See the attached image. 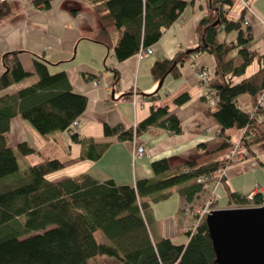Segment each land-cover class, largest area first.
Masks as SVG:
<instances>
[{
	"label": "trees",
	"instance_id": "1",
	"mask_svg": "<svg viewBox=\"0 0 264 264\" xmlns=\"http://www.w3.org/2000/svg\"><path fill=\"white\" fill-rule=\"evenodd\" d=\"M54 1L30 0L41 10L49 9ZM84 1L101 23L92 40L112 49L117 62L154 47L187 4L184 0ZM18 10L11 2L1 1L0 24ZM251 29L246 10L238 9L235 0H208L207 13L195 28L197 45L192 52L178 50L172 58L156 61L151 68L153 80L159 83L167 76L179 77L193 57L207 54L212 58V77L205 67H197L198 74L205 73L209 95L214 100L210 106L211 100L201 95L206 104L203 114L219 127L214 137L198 144L200 150L209 154L230 149L235 143L233 131L240 133V157L252 156L256 150L264 154V107L258 104L264 93V51L254 48ZM231 31L236 32L235 40H219L221 32ZM21 53L24 51H11L1 57L0 92L11 91L0 96V264H104L106 258L119 264H215L205 217L197 222L193 215V206L206 184L198 179L220 181L228 207L261 206L262 193L243 195L233 191L225 175L217 177L224 169L218 160H189L171 168L166 158L154 159L150 164L152 177L138 179L133 186L119 185L112 179L101 181L88 172L51 179V173L75 163L99 160L111 142L81 137L73 130L71 124L84 112L86 97L72 91L64 71L51 73L43 57L34 55V70L26 71L19 60ZM237 56L239 64L235 62ZM254 62L257 69L246 75ZM103 71L112 72L114 82H118L117 69L105 64ZM32 75L36 81L22 86ZM96 78L83 75L86 81H97ZM160 90L144 95L151 106L148 115L135 127L105 124L104 136L132 142L151 129L180 134L181 122L172 106H183L192 95L182 92L173 99L172 106H161L156 103ZM241 95L250 98V110L240 105ZM14 117L28 122L44 137L67 131L71 140L81 146L80 155L60 160L42 156L28 142L8 146L6 135ZM32 154H39L42 159L21 170L19 157ZM174 194L184 199L185 210L195 221L193 229L184 233V244L167 238L153 240L145 218L153 203Z\"/></svg>",
	"mask_w": 264,
	"mask_h": 264
},
{
	"label": "crops",
	"instance_id": "2",
	"mask_svg": "<svg viewBox=\"0 0 264 264\" xmlns=\"http://www.w3.org/2000/svg\"><path fill=\"white\" fill-rule=\"evenodd\" d=\"M1 1L11 2L19 10L0 24V75L3 73L1 57L4 53L24 51L19 55V60L28 72L34 70L32 57H43L49 63L51 73L64 71L72 91L87 99L85 110L77 120L76 132L81 137L111 142L99 160L70 165L71 170L65 172V176L88 172L101 181L112 179L119 185L133 186L138 179L152 177L150 164L154 159L166 158L169 166L175 168L189 160L208 163L224 156L222 152L211 155L198 148L201 141L214 137L219 130L215 120L203 114L206 104L201 100L202 88L197 67L203 66L208 72L210 61L204 54L189 59L179 77L167 76L162 81L164 92L160 90L158 93L156 103L161 106H172L173 99L182 92L191 93L192 98L188 103L179 108L172 106V111L181 122L180 134L151 129L136 140L149 149L150 157L133 159L131 141L106 138L103 133L105 124L121 125L128 129L148 115L151 103L145 100L144 95L158 90V82L153 80L150 72L153 64L172 58L178 50H191L197 45L195 28L207 13L208 0H184L187 3L185 9L154 45V54L143 57L135 55L123 62L116 61L112 49L92 40L100 30L101 23L93 8L84 0H56L47 10L36 9L30 0ZM263 15L258 17L264 19ZM246 16L255 43L264 39V26L255 18L257 15L251 10V13L246 12ZM235 62H241L238 56ZM105 64L117 69V83L112 72L103 71ZM84 74L97 76L96 83L84 80ZM27 85L22 83V86ZM9 91L11 89L1 91L0 96ZM133 92L137 95L136 104L131 103ZM238 101L243 109H251L249 97H240ZM6 137L10 147L28 142L49 158L59 155L64 160L76 158L81 151V146L71 140L67 131L44 137L20 117L11 120ZM232 137L233 140L238 139L239 132L233 131ZM60 142L64 151L59 147ZM45 145H50V149L46 150ZM72 152L79 154L70 156ZM257 170L258 163L251 159L244 160L226 168V181L233 191L240 194L262 193L264 188L255 182L257 178L250 175ZM254 182L257 190L255 186L252 187ZM185 206L184 199L176 194L151 205L145 218L153 240L167 238L177 244L186 243L184 233L193 229L195 221L186 212ZM103 263L119 264L115 259L107 258L103 259Z\"/></svg>",
	"mask_w": 264,
	"mask_h": 264
},
{
	"label": "water",
	"instance_id": "3",
	"mask_svg": "<svg viewBox=\"0 0 264 264\" xmlns=\"http://www.w3.org/2000/svg\"><path fill=\"white\" fill-rule=\"evenodd\" d=\"M161 86L162 81L158 89ZM205 225L215 264H264V204L213 209L206 215Z\"/></svg>",
	"mask_w": 264,
	"mask_h": 264
},
{
	"label": "rangeland",
	"instance_id": "4",
	"mask_svg": "<svg viewBox=\"0 0 264 264\" xmlns=\"http://www.w3.org/2000/svg\"><path fill=\"white\" fill-rule=\"evenodd\" d=\"M248 5H249V8L258 16H261L263 13H264V0H248ZM264 16V15H263ZM236 39V32L235 31H231V32H228V33H220L219 34V40L223 43H227L229 41H232V40H235ZM256 45L254 46L255 49H257L259 52H263L264 51V39H259L257 40V43H255ZM205 57H208L210 63L208 64V72H209V75L210 77L211 74H212V69H213V60L212 58L207 55V54H204ZM257 69V64L256 62H254L250 67L247 68L246 70V75H249L251 74L252 72H254L255 70ZM197 77L199 78L198 76V73H197ZM36 81V76H30L29 78L25 79L23 81V83H26V84H32V82H35ZM163 86V85H162ZM157 87V85H156ZM164 88L161 87V93L164 92L163 90ZM263 95V94H262ZM246 97L248 98L247 95H241L239 96L240 97ZM244 108H247V106L244 105ZM38 133V132H37ZM240 135V133H239ZM238 139H236L233 143V146L228 149V150H225L223 151L222 153H224V156L220 157V159L218 161H220L221 164H223V171L219 172L218 175H221V176H224L223 173L225 174L226 172V168L232 166V165H235L237 163H241L242 161L244 160H249L251 159L252 161H254L255 163H258V170L253 173V174H250V175H253L252 177L254 178H257V180H255V182H259L261 184V186L264 188V154L263 152L259 151V150H256V151H253V154H251L252 156H249L245 159H243L241 156V154L239 153V144L240 142L238 141ZM59 147L62 151L65 150V148L63 147V144L60 142L59 143ZM46 150H49L50 149V145H45L44 147ZM256 149V148H255ZM38 150V149H37ZM221 153V152H220ZM42 156L44 157H47L46 154H43L41 152ZM75 154H79L78 152L75 153V152H72V154L70 156H75ZM218 154V153H217ZM217 154H211V155H217ZM42 156H40L39 154H32L30 156H27L26 158H21L19 157L18 159V163H19V167L21 170H24L27 165L29 164H33V163H36L38 161H40L42 159ZM62 155H59V157H57V159H60V160H64V159H61ZM52 158V157H51ZM71 170L70 167H65L59 171H56V172H53L49 175V177L51 179H56V178H60L62 176H65V172ZM217 175V176H218ZM251 177V176H250ZM216 182V180H213ZM235 182V180H234ZM254 182V185H252V187L255 186V183ZM222 184L220 183L219 181V184L217 185L216 187V191H215V197L217 199H215L214 201L210 202L209 204V207L212 208V209H216V208H225L227 205V197H226V194H225V191L223 190V188H221ZM255 190L258 189V186H255L254 188ZM256 192H259V191H256ZM210 191L209 189H207L205 187V190L204 192L200 195L199 199L196 201V203L194 204V208L198 209L199 207H202L204 206L207 202H209V198H210ZM262 195H263V198H264V191L262 192ZM216 202L215 205H212L214 204L213 202ZM232 207H235V206H232ZM92 263V262H90Z\"/></svg>",
	"mask_w": 264,
	"mask_h": 264
},
{
	"label": "built area",
	"instance_id": "5",
	"mask_svg": "<svg viewBox=\"0 0 264 264\" xmlns=\"http://www.w3.org/2000/svg\"><path fill=\"white\" fill-rule=\"evenodd\" d=\"M237 2V5H238V9H245L246 12H250L251 13V9L249 8V5L247 3V0H235ZM257 19V21L259 23H261L263 26H264V19L261 18V17H258L256 16L255 17ZM155 52V49L154 47H148L146 49H143V50H140L137 54L138 57H143V56H150L152 55L153 53ZM193 67V66H192ZM199 76V79H201L202 83H203V86H202V94L208 98V100H211V97L209 95V89H208V85L206 83V77H205V73L202 72L200 74H198ZM94 83H96V81H94ZM135 92V91H134ZM133 92V95H132V98H131V103L133 104H136V93ZM258 104L261 106V107H264V99H263V95L260 97V99L258 100ZM209 105L210 106H213L214 105V100H211L209 102ZM77 126V121H74L72 124H71V128L73 130H75ZM133 127H135V125H133ZM150 151L148 148H146L145 146L143 145H140L136 142L135 139L132 140V150H131V157L133 159H136V158H148L150 157ZM223 175H225L223 173ZM218 178L222 177L221 175H218L217 176ZM205 181L206 184H205V187L207 189H209L210 191V198H209V202H207L204 206L202 207H199L198 209H194V212H193V215L197 216V222L199 220H201L203 217H206L207 214L210 213L211 210H213L212 208L209 207V204L210 202L214 201L216 199L215 197V189L217 187V185L219 184V181L216 180L215 181H210L209 178L207 177H202L201 179H198V182H203Z\"/></svg>",
	"mask_w": 264,
	"mask_h": 264
}]
</instances>
